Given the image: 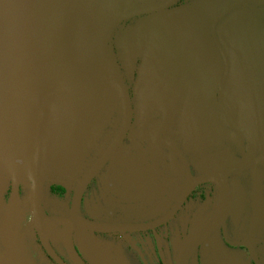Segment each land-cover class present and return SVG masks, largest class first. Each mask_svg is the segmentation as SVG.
Listing matches in <instances>:
<instances>
[{
    "label": "flooded vegetation",
    "instance_id": "af4514ba",
    "mask_svg": "<svg viewBox=\"0 0 264 264\" xmlns=\"http://www.w3.org/2000/svg\"><path fill=\"white\" fill-rule=\"evenodd\" d=\"M164 1L125 0L120 12L155 8ZM214 1L175 0L160 11L116 23L107 34L112 64L107 57L99 60L94 73L98 97L78 141L58 153L45 144L42 205L48 215H75L104 224H144L133 231L73 228L72 245L83 264H177L188 239L214 222L219 209L224 213L222 221L196 246L187 264H264V141L243 110L246 91L230 85L240 42H254L257 53L249 56L263 53L264 61V39L252 33L238 37L239 30L232 39L220 33L237 14H242L243 24L250 21L264 31V4L228 9L242 0H216L210 8ZM191 12L202 31L191 40L186 39L188 33L180 45L170 46L151 65L148 56L160 18L178 22ZM118 13L98 6L82 9L79 16L91 26L96 42L102 43L106 24ZM183 25L177 24L178 31ZM200 40L208 47L206 54H199ZM211 84L215 91L209 88ZM227 89L235 105L225 98ZM56 111V98L51 96L45 128ZM33 146L36 149L37 143ZM234 159L248 161V165L225 168ZM210 173L216 178L196 181ZM2 177L9 188L5 182L0 187V215L11 189L10 176L1 171ZM25 179L20 180L10 211L22 259L31 264H57L34 227L30 182L27 179V192ZM3 216L4 212L0 255L11 245ZM65 232L64 226H54L49 243L65 264H76Z\"/></svg>",
    "mask_w": 264,
    "mask_h": 264
},
{
    "label": "water",
    "instance_id": "95a60500",
    "mask_svg": "<svg viewBox=\"0 0 264 264\" xmlns=\"http://www.w3.org/2000/svg\"><path fill=\"white\" fill-rule=\"evenodd\" d=\"M125 0H0V170L10 176L11 189L4 211L3 223L11 245L0 255V264H31L22 259L19 241L10 224V211L13 201L19 194L20 180L26 177L30 182L28 200L32 221L40 241L57 264L65 262L56 254L49 243V231L56 225L65 227L66 244L76 264H83L72 245V229L80 228L94 231H133L142 229L144 224H104L87 222L73 215L71 218L48 215L42 205V192L45 170L42 159L45 144L58 153L68 145L78 141L84 127V120L98 97L94 73L101 57H107L112 64L111 50L107 34L121 19L133 15L160 11L175 0H166L155 8L120 12ZM216 2L209 3V7ZM221 4V3H220ZM264 4V0H242L230 5L247 6ZM105 6L115 14L106 24L102 43H97L89 23L83 21L79 12ZM197 17L192 12L186 18H167L159 21L156 40L148 59L151 65L157 64L165 50L177 47L187 36L191 40L202 31ZM242 14H237L220 30L224 35L243 38L247 34L264 39L257 28H249L242 23ZM184 24L178 31L177 24ZM200 27V28H199ZM176 29V32H175ZM180 32V34H179ZM241 34V35H240ZM198 42L199 54H206V47ZM181 42V43H180ZM170 47V48H169ZM208 48V47H207ZM264 49V48H263ZM257 53L253 42L240 45L235 50V60L231 86L234 90L244 89L243 110L251 120L252 126L264 141V61ZM255 58L257 60H255ZM176 62L173 59L172 65ZM215 64V63H214ZM213 80L216 78L214 65ZM214 81L212 83H214ZM215 84V83H214ZM214 84L210 89L215 91ZM248 85L244 87V85ZM53 87L50 93L46 91ZM244 87V88H243ZM229 103L236 99L226 90ZM56 98V115L44 121L50 109V97ZM76 119V120H75ZM69 121L71 126H69ZM46 133V136L43 133ZM34 142L37 148L34 149ZM248 161L229 160L225 168L247 166ZM216 178L204 174L196 181ZM171 213L159 221L166 220ZM223 210L219 209L214 222L193 234L185 243L177 264H187L192 251L222 221Z\"/></svg>",
    "mask_w": 264,
    "mask_h": 264
},
{
    "label": "rangeland",
    "instance_id": "374dc122",
    "mask_svg": "<svg viewBox=\"0 0 264 264\" xmlns=\"http://www.w3.org/2000/svg\"><path fill=\"white\" fill-rule=\"evenodd\" d=\"M246 23H247V26H248L249 28H252V29L255 30V28L253 27V25L251 24L250 21H247ZM256 30H258L261 34L264 35V31H262L260 28H259V29H256ZM0 173H1V171H0ZM4 182H5V186H6V188H7V186H8V182H7V180H5L4 177H2L1 180H0V187L2 186V189H3Z\"/></svg>",
    "mask_w": 264,
    "mask_h": 264
},
{
    "label": "trees",
    "instance_id": "16d2710c",
    "mask_svg": "<svg viewBox=\"0 0 264 264\" xmlns=\"http://www.w3.org/2000/svg\"><path fill=\"white\" fill-rule=\"evenodd\" d=\"M0 171H2V170H0ZM2 172H4V171H2ZM6 174V173H5ZM25 180H27V179H25ZM28 186H29V182H28V180H27V192H28ZM8 188H9V185H8ZM9 189H7V191H8ZM9 192V191H8ZM7 199H8V194L6 195V197H5V201H4V206H3V209H2V212H1V215H0V219H1V222H2V215H3V212H4V208L6 207V205H7Z\"/></svg>",
    "mask_w": 264,
    "mask_h": 264
}]
</instances>
